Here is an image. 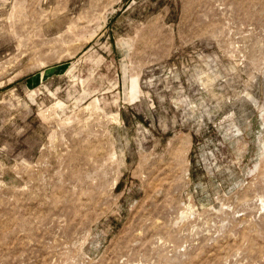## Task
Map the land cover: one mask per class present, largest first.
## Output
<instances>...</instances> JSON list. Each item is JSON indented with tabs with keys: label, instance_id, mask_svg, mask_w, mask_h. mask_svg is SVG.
Instances as JSON below:
<instances>
[{
	"label": "rangeland",
	"instance_id": "obj_1",
	"mask_svg": "<svg viewBox=\"0 0 264 264\" xmlns=\"http://www.w3.org/2000/svg\"><path fill=\"white\" fill-rule=\"evenodd\" d=\"M0 264H264V0H0Z\"/></svg>",
	"mask_w": 264,
	"mask_h": 264
}]
</instances>
